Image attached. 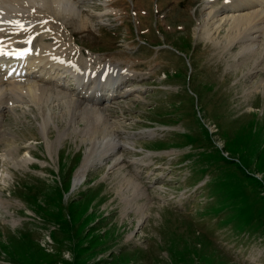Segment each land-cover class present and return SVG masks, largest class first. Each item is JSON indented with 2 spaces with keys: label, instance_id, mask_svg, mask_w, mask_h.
<instances>
[{
  "label": "rangeland",
  "instance_id": "1",
  "mask_svg": "<svg viewBox=\"0 0 264 264\" xmlns=\"http://www.w3.org/2000/svg\"><path fill=\"white\" fill-rule=\"evenodd\" d=\"M74 2L49 21L75 36L81 63L98 57L133 73L121 92L131 93L83 100L99 114L74 119L52 96L47 108L0 106V264H264V32L249 53L222 56L200 37L206 0ZM211 5L222 14L223 1ZM44 74L65 73L43 67L29 80L80 100ZM98 122L114 146L82 142ZM124 176L136 193L117 190Z\"/></svg>",
  "mask_w": 264,
  "mask_h": 264
},
{
  "label": "bare ground",
  "instance_id": "2",
  "mask_svg": "<svg viewBox=\"0 0 264 264\" xmlns=\"http://www.w3.org/2000/svg\"><path fill=\"white\" fill-rule=\"evenodd\" d=\"M6 1V2H5ZM32 0H0V3L5 5L8 4L14 6V10L20 11L21 8L27 9L32 12L35 6L31 5ZM40 1V0H39ZM5 2V3H4ZM28 3V5H27ZM44 3V4H43ZM42 5L45 7L44 10H34L32 13L34 15L37 14L38 18L45 19L47 16H56L60 17V15L65 19L67 17L64 14H60L57 11V8L64 7L69 11V9H74L69 0H43ZM24 4H26L24 6ZM209 7L208 13L206 12L204 21L199 28L200 37L206 38L214 44L216 50H220V55L227 56L231 51V49L235 47L245 48L246 53L254 47L255 42L258 40L260 34L264 32V0H230L227 5H225L221 11L222 14L214 13L212 9V5L210 2L206 3ZM18 7V8H17ZM6 8V7H5ZM66 11V10H65ZM219 11V10H218ZM17 12V11H15ZM219 13V12H218ZM17 14V13H16ZM60 14V15H59ZM72 14V13H70ZM55 22V21H54ZM85 22V21H84ZM82 22V23H84ZM41 27L47 28V24H40L36 30H39ZM86 27V25H85ZM226 30V35H221V31ZM51 31V30H50ZM46 32H42V36H36L32 42H16L11 43L8 45L9 50L5 51V56L1 58L0 55V106L8 105L10 102H16L15 100H19L24 102H30L37 106L38 108L48 107L52 105V100L47 99L48 97L52 96L55 97L56 101H62L63 105L59 106L60 108L65 107L66 110L68 109L67 116H72L74 119L75 116L81 114H99L97 110L93 108H88L87 106L83 105V102L80 100H75L71 96H67L62 93L54 92L52 89H48L44 86H39L36 83L27 82V83H18V82H5L4 75L2 74L3 70L6 71L7 75L9 71L12 72V76H20V72H22L23 63L29 60L32 57L39 58L41 61H47V63H52L53 60L49 58V53L46 47H40L37 45V42L40 40H44L45 36L49 33L45 34ZM32 35V34H31ZM30 35V36H31ZM1 36V35H0ZM40 37V38H39ZM19 37H15V41H18ZM29 38V37H28ZM32 38V37H30ZM5 46V44H3ZM0 48H3L0 46ZM16 48H21V50H16ZM29 49L30 53H21V51ZM34 51H38V54H33ZM57 58L59 54L55 55ZM26 60V61H24ZM24 61V62H23ZM68 66H72L71 68L76 67L77 73H79L80 69L77 64L73 65L72 63ZM83 69V76L77 77V85L79 86L78 89L81 88L82 85L86 82V77L88 79L90 77V67H82ZM19 71V72H18ZM51 75V74H50ZM62 76V75H61ZM45 83V82H44ZM85 87V85H84ZM60 92V91H59ZM97 91L94 92V94ZM10 94L13 97H10ZM82 94V91L79 90V95ZM85 96H83L84 98ZM47 99V100H46ZM45 103L44 106H41L43 101ZM93 100V99H92ZM18 101V102H19ZM51 101V102H49ZM55 101V102H56ZM94 102V100L92 101ZM57 103V102H56ZM60 105V104H59ZM5 108H7L5 106ZM84 108V109H83ZM71 115H70V114ZM43 119L45 125L48 123L50 119L49 113H45L43 111ZM47 118V119H46ZM62 123V120L59 119V124ZM85 143H91L94 146V150L99 146L103 148L106 147L108 144L109 146H114L116 143L115 141V134L114 130L111 129L109 124H101L98 122L97 124H92L88 127L87 135L83 138ZM92 154V153H91ZM92 155L86 157L82 167L79 169L75 176V185H79V183L84 178L85 174L87 173L90 164L92 163ZM119 173V172H118ZM123 180V182H121ZM118 184L119 191H123V193H136L137 189L140 187L135 181L131 180L130 178H126L125 176L121 179ZM145 215L142 214L139 223L144 221ZM36 248V247H35Z\"/></svg>",
  "mask_w": 264,
  "mask_h": 264
}]
</instances>
